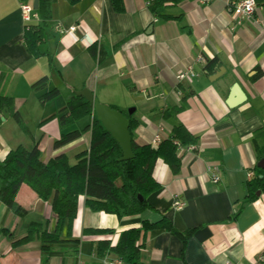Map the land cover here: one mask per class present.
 <instances>
[{
    "label": "crops",
    "instance_id": "crops-1",
    "mask_svg": "<svg viewBox=\"0 0 264 264\" xmlns=\"http://www.w3.org/2000/svg\"><path fill=\"white\" fill-rule=\"evenodd\" d=\"M230 1L182 0L163 9L165 14H181V20H164L152 15L146 0H123L122 13L114 12L109 0H79L73 5L56 0L46 30L52 52L49 66L46 57H32L22 40L25 23L19 4L33 0H0V92L13 98L31 134L11 124L8 113L0 123V159L19 144L31 148L37 142L43 162L65 153L69 163H75V154L88 149L89 132L60 147H54L53 141L62 132L60 109L73 91L83 88L120 111L132 106L131 114L138 122L132 137L139 144L153 145L156 134L165 138L177 122L198 137L197 143L178 149V174H172L163 160H156L152 177L160 187L148 196L152 209L118 219L91 210L80 196L71 235L46 243L45 249L38 239L11 246L12 240L26 234L31 221L43 223L49 232L55 225L50 202L22 183L15 200L26 209L25 215L15 216L0 202V264H42L43 257L46 264H103V257L94 254L95 242L107 239L114 245L121 231L162 215L177 230L198 228L185 244L168 230L148 231L138 264H264L258 262L264 252V193L232 218L256 165L253 132L264 125V2L256 4L250 18L235 24ZM73 25L76 29L70 31ZM91 44L97 45L96 58L87 50ZM212 58L218 61L215 71L222 67L224 72L209 81L203 66ZM188 64L197 76L177 81L176 73ZM44 75L59 90L46 102L41 100L46 89H31V83ZM233 83L239 84L246 99L228 107L225 99ZM182 90L189 92L187 107L164 119L161 112L179 104ZM89 121L90 117H84L65 130L81 128ZM213 164L219 169L216 182L207 171ZM175 196L183 201L180 209L172 206ZM86 228L111 232H82ZM113 256L108 252L104 257Z\"/></svg>",
    "mask_w": 264,
    "mask_h": 264
},
{
    "label": "trees",
    "instance_id": "trees-1",
    "mask_svg": "<svg viewBox=\"0 0 264 264\" xmlns=\"http://www.w3.org/2000/svg\"><path fill=\"white\" fill-rule=\"evenodd\" d=\"M56 0H38L36 9L38 22L25 23L22 40L26 51L34 58L44 56L48 65H52V52L47 45L46 30L51 20V5ZM73 5L79 0H65ZM112 10L116 13L124 11L123 0H109ZM182 0H149L148 10L154 17L169 20H181L182 15L163 13V9L171 4L175 5ZM257 5L264 0H254ZM182 30L185 26L181 27ZM92 58H96L97 45L91 44L87 48ZM216 58L206 60L203 73L210 76L217 68ZM260 73L252 76L254 80ZM3 74L0 75V83ZM31 89L40 91L42 102L56 97L59 90L46 75L31 83ZM178 105L165 108L161 115L164 119L175 117L187 107L186 99L189 92H184ZM117 109L114 106H110ZM6 109L19 129L31 136L21 114L14 108L13 98L0 92V116ZM128 119V128L131 135L132 157L121 159L122 151L119 143L104 128L97 119L94 110L86 98L72 92L63 108L58 113V121L62 132L53 141L54 147H60L89 132L88 149L75 154V163L70 164L65 153H58L48 161L40 159L37 142L31 148L19 144L9 149L0 159V202L6 205L15 216L27 213L15 200L16 193L22 183L28 185L42 201H49L51 214L55 218L52 231H47L43 223L31 221L24 236L14 239L11 246L17 247L33 239H38L45 249L46 243L61 242L71 235L72 222L76 216L78 198L83 196V203L93 211H104L116 215L118 219L130 218L139 215L146 209H152L148 196L159 189L160 185L152 177V170L159 158L166 163L176 175L180 171L181 157L178 154L180 147L197 143L198 137L193 135L182 123H175L168 136L156 145L149 143L139 144L132 137L137 126V120L121 111ZM84 117H90L89 123L81 128L65 130ZM1 123V120H0ZM252 146L256 157V165L252 168V175L245 182L246 194L239 207L232 214L235 219L246 203L254 201L260 193H264V169L257 166V162L264 156V125L257 128L252 135ZM259 192V194H257ZM198 227L177 230L171 221L162 215L156 221L142 220L140 227L128 228L119 233L117 242L110 244V240H98L93 244L94 254L102 258L110 252L120 258L124 264H138L140 253L145 246L146 234L150 230L165 229L176 234L185 244ZM5 232V230H4ZM84 233L111 232L110 229H83ZM8 233V230L6 231ZM12 238V234H10ZM47 259L42 258V264Z\"/></svg>",
    "mask_w": 264,
    "mask_h": 264
},
{
    "label": "water",
    "instance_id": "water-1",
    "mask_svg": "<svg viewBox=\"0 0 264 264\" xmlns=\"http://www.w3.org/2000/svg\"><path fill=\"white\" fill-rule=\"evenodd\" d=\"M38 0H33L32 7L37 9ZM224 72V68L220 67L217 71L208 76L209 81L218 78ZM76 94L82 95L92 106L97 119L102 123L104 128L112 135L119 143L122 151L121 159H128L132 157L131 150V135L128 128L127 117L118 109L110 107L108 104L98 101L94 98L92 92L83 88L80 91H75ZM246 96L238 83H233L225 103L228 107H234L245 101ZM134 108H128L127 113L131 114ZM8 116V112L4 108L0 116L3 121ZM257 166L264 169V156L257 162ZM259 194V192H257Z\"/></svg>",
    "mask_w": 264,
    "mask_h": 264
},
{
    "label": "built area",
    "instance_id": "built-area-1",
    "mask_svg": "<svg viewBox=\"0 0 264 264\" xmlns=\"http://www.w3.org/2000/svg\"><path fill=\"white\" fill-rule=\"evenodd\" d=\"M146 5L149 4V0H146ZM229 13L232 16L235 24H240L242 21L250 18L256 8V3L254 0H231L229 2ZM19 9L21 13L22 20L24 23H30L34 19H38L36 9H33L32 4L21 2L19 4ZM70 31H73L76 29V26H70L68 28ZM197 60H202L201 56L197 57ZM197 76L196 71L193 69L192 65L188 64L183 69L179 70L176 73V80L177 81H190L194 79ZM160 141V137L158 134H156L152 140L153 145H156ZM207 171L210 172L211 179L213 182H216L218 180V166L208 165ZM183 205V201L180 200L178 197L173 198L172 206L176 209H180ZM264 261V252L258 256V262ZM103 264H124L122 260L116 256L113 257H103L102 258ZM224 264H231V263H224Z\"/></svg>",
    "mask_w": 264,
    "mask_h": 264
},
{
    "label": "rangeland",
    "instance_id": "rangeland-1",
    "mask_svg": "<svg viewBox=\"0 0 264 264\" xmlns=\"http://www.w3.org/2000/svg\"><path fill=\"white\" fill-rule=\"evenodd\" d=\"M129 107H132V106H128L127 108H125V109L122 110V111H124V112L127 111ZM9 122H11V124H14V123H15L13 119H12L11 121H9Z\"/></svg>",
    "mask_w": 264,
    "mask_h": 264
}]
</instances>
